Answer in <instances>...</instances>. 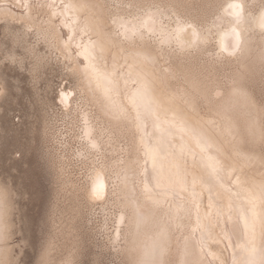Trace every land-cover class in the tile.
<instances>
[{"label":"bare ground","instance_id":"obj_1","mask_svg":"<svg viewBox=\"0 0 264 264\" xmlns=\"http://www.w3.org/2000/svg\"><path fill=\"white\" fill-rule=\"evenodd\" d=\"M262 13L264 0H0L22 51L6 61L24 69L26 53L35 72L56 53L75 81L46 118L58 187L35 264H84L97 219L119 264H264ZM0 188V264H16Z\"/></svg>","mask_w":264,"mask_h":264},{"label":"rangeland","instance_id":"obj_2","mask_svg":"<svg viewBox=\"0 0 264 264\" xmlns=\"http://www.w3.org/2000/svg\"><path fill=\"white\" fill-rule=\"evenodd\" d=\"M40 49L48 51L43 46ZM12 52L22 53L0 31V75L7 88L0 101V181L11 189L14 201L11 242L19 253L16 264H35L50 231L49 219L58 187L48 159L51 143L44 133L46 118L61 113L56 97L65 85L72 87L75 81L56 53L33 72L35 59L31 55L25 53V68L20 69L6 61V55ZM99 225L97 219L93 233H83L87 247L84 264H119L105 250V236L97 229Z\"/></svg>","mask_w":264,"mask_h":264},{"label":"snow or ice","instance_id":"obj_3","mask_svg":"<svg viewBox=\"0 0 264 264\" xmlns=\"http://www.w3.org/2000/svg\"><path fill=\"white\" fill-rule=\"evenodd\" d=\"M228 7L236 9L235 16L237 18V21H239L242 16L243 6L239 3H233V4H230ZM261 20H262L261 27L264 28V13H262ZM65 26L67 27L68 25L65 24ZM188 26L191 27V25H188ZM70 32H71V29H70ZM236 36H237V43L235 47H233L232 51L229 52L230 55L234 54L235 51H237L239 48V34L237 33ZM72 38H73L72 35H69L67 37L68 40H71ZM224 51H227V49H224ZM85 58L87 59L88 57L86 56ZM209 166L212 168L213 172L217 171V166L215 163L210 164ZM100 187L101 185L98 183L97 188L94 189V194L98 195ZM7 196H8V193L3 188H0V202H3L4 200H6ZM253 215H255V213H253ZM245 226L247 227V223Z\"/></svg>","mask_w":264,"mask_h":264}]
</instances>
